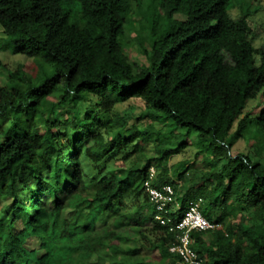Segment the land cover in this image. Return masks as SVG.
Returning a JSON list of instances; mask_svg holds the SVG:
<instances>
[{
  "label": "trees",
  "instance_id": "trees-1",
  "mask_svg": "<svg viewBox=\"0 0 264 264\" xmlns=\"http://www.w3.org/2000/svg\"><path fill=\"white\" fill-rule=\"evenodd\" d=\"M135 16L140 62L126 53ZM249 16L234 0H0L12 54L34 68L0 59V264H178L143 188L151 167L176 192V220L202 199L219 225L192 234L201 264H264V164L232 155L264 141V43ZM132 100L144 106L133 123L116 111ZM189 146L203 164L169 166ZM120 152L135 159L87 183L83 158ZM134 196L148 214L115 211Z\"/></svg>",
  "mask_w": 264,
  "mask_h": 264
},
{
  "label": "rangeland",
  "instance_id": "rangeland-1",
  "mask_svg": "<svg viewBox=\"0 0 264 264\" xmlns=\"http://www.w3.org/2000/svg\"><path fill=\"white\" fill-rule=\"evenodd\" d=\"M245 3V10L250 13L249 22L253 28L254 35V47L259 48L264 43V0H234V4H242ZM230 16L235 19L240 16L239 8L232 9L229 11ZM134 28L128 33L129 45L127 47L126 53L132 61H143V56L141 54V48L139 43V38L141 36L140 22L138 19L141 17L135 16ZM175 18L178 20H184V16L180 14H176ZM12 43L9 42L6 35L3 33L0 28V59L6 64V66L10 70L17 69L20 65H24L27 69L30 70V65H32V60L27 58L24 55L12 54ZM34 69V68H32ZM31 72V71H30ZM34 72V71H32ZM8 79V73L6 70H0V86L5 85ZM253 106V103L249 105V108ZM64 107H61V109ZM82 112L84 110V106H81ZM144 110L143 103L140 100H132L125 104L119 105L116 108V111L121 113L125 117H131L132 123L135 122L137 116H139ZM66 116H64L65 118ZM140 127V126H139ZM161 126L156 125V128H160ZM235 129V128H234ZM196 139H193L191 143H195ZM147 157H156V153L153 149L152 144L145 146ZM197 149L195 146H189L185 152L172 157L169 161V166H174L180 163H190L194 165H202V158L196 159ZM239 152H244L252 158L253 162L260 161L264 164V141L256 138H250L245 140H240L232 150V155H236ZM135 159L134 155H131L129 158H124L122 152L118 153L116 157H111L108 161L93 164L91 161L83 158L85 172L87 173L88 178L86 179L87 183L90 184L94 180L98 179L102 175H106L109 171L117 170L118 168L127 167L132 160ZM144 162V161H143ZM192 169L189 173L194 171ZM191 178H198V176ZM178 180V179H176ZM178 182V181H177ZM143 206L142 208H139ZM119 207V208H118ZM116 212H123L129 214H136L137 212H141L144 214H148V208L146 206L144 197H130L129 199H125L122 203V207L118 206ZM141 209V210H140ZM150 226V224L148 225ZM126 234L136 236V232L132 228H127ZM130 245L136 246L135 243H131ZM149 253V252H148ZM145 249H143V255L148 254Z\"/></svg>",
  "mask_w": 264,
  "mask_h": 264
},
{
  "label": "built area",
  "instance_id": "built-area-1",
  "mask_svg": "<svg viewBox=\"0 0 264 264\" xmlns=\"http://www.w3.org/2000/svg\"><path fill=\"white\" fill-rule=\"evenodd\" d=\"M157 170L151 167L143 184L150 203L156 210L155 220L170 233L175 234V242L169 247L171 254L180 258L178 264H201L202 259L193 248L194 232L215 230L219 225L210 222L202 213L203 200L190 201L179 220L171 213L179 210L176 192L171 185L157 187L155 185Z\"/></svg>",
  "mask_w": 264,
  "mask_h": 264
}]
</instances>
